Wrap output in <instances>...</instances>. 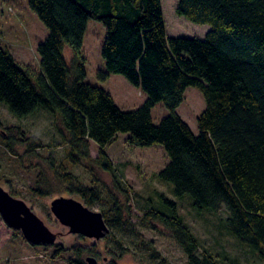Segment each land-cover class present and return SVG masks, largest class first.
Returning a JSON list of instances; mask_svg holds the SVG:
<instances>
[{
  "label": "trees",
  "instance_id": "obj_1",
  "mask_svg": "<svg viewBox=\"0 0 264 264\" xmlns=\"http://www.w3.org/2000/svg\"><path fill=\"white\" fill-rule=\"evenodd\" d=\"M28 1L49 32L38 47L42 71L25 70L0 44V103L19 118L39 108L59 118L70 158L78 164L92 160L94 143L97 163L112 171L106 148L119 134H126L132 147H162L169 162L158 177L173 185L174 196L192 197L198 211L225 209L231 236L264 260V0H180L178 16L209 26L204 40L168 37L161 0ZM91 20L106 30L102 58L107 72H100L101 79L124 76L146 95L141 108L123 111L110 92L86 82L83 47ZM190 87L206 101L198 135L177 112ZM163 102L169 115L156 125L152 110ZM7 131L19 134L22 142L36 140L20 127ZM36 144L29 152L40 148ZM59 176L65 184L74 182L71 174ZM36 179L34 195L50 196L41 172ZM95 183L94 178L91 188L78 184L68 191L94 207L101 202ZM162 199L163 208L147 210L141 221L171 231L188 264H220L209 251L200 254L175 200ZM123 211L116 199L101 210L109 229L125 222ZM73 251L81 253L79 247ZM152 251L166 264L160 252ZM88 252L98 254L94 248Z\"/></svg>",
  "mask_w": 264,
  "mask_h": 264
},
{
  "label": "rangeland",
  "instance_id": "obj_2",
  "mask_svg": "<svg viewBox=\"0 0 264 264\" xmlns=\"http://www.w3.org/2000/svg\"><path fill=\"white\" fill-rule=\"evenodd\" d=\"M161 1L168 37L204 40L208 25H196L178 16L180 0ZM105 35L102 22H89L83 47L88 61L86 82L110 92L123 111L137 110L147 99L142 91L122 75H111L107 80L100 77V72H107L102 58ZM48 36L47 28L31 10L28 0H0V44L22 68L41 73L38 47ZM65 56L70 62L72 51L69 48L65 50ZM184 101L177 112L198 135L197 119L205 112L206 101L201 91L193 87L187 89ZM168 115L164 102L156 105L152 110L153 123L160 125ZM11 127H20L27 137L34 136L36 140L20 141L24 138L19 134L11 136L7 131ZM65 139L68 135L60 119L44 108L29 117L19 118L0 103V185L11 195L15 194V198L23 200L57 236L52 246H32L20 231L10 229L0 215V264H76L74 261L87 264L90 257L98 264H110L111 261L117 264H163L160 259L153 258L152 248L161 253L166 264H188L185 252L171 231L160 223L141 221L147 210L163 208V196L177 203L179 215L201 247L200 254L209 251L220 264H264V260L231 236L225 209L219 213L207 209L198 211L192 197L179 200L174 196L173 185L158 177L169 162L162 147H132L126 143L127 135L119 134L106 148L112 163V171L108 172L96 161L99 154L96 144L91 145L92 160L83 159L78 164L70 158L71 148ZM8 142L11 148L7 146ZM35 143L40 148L29 152L30 145ZM40 172L49 186L50 191L46 192H52L50 196L36 197L33 193ZM63 172L73 175L74 182L65 184L59 176ZM94 178L101 202L91 207L68 188L78 184L91 188ZM59 198L75 199L91 211L100 213L111 208L116 199L123 207L125 222L119 227H110V233L101 241L72 234L51 211L52 203ZM74 247L80 248L79 255L73 251ZM92 248L97 255L88 252Z\"/></svg>",
  "mask_w": 264,
  "mask_h": 264
},
{
  "label": "water",
  "instance_id": "obj_3",
  "mask_svg": "<svg viewBox=\"0 0 264 264\" xmlns=\"http://www.w3.org/2000/svg\"><path fill=\"white\" fill-rule=\"evenodd\" d=\"M51 211L72 234L101 241L110 233L102 213L91 211L75 199H56L52 203ZM0 215L10 229L20 231L32 246H52L57 241V236L34 211L23 200L5 191L1 185ZM87 264H98V261L90 257Z\"/></svg>",
  "mask_w": 264,
  "mask_h": 264
},
{
  "label": "bare ground",
  "instance_id": "obj_4",
  "mask_svg": "<svg viewBox=\"0 0 264 264\" xmlns=\"http://www.w3.org/2000/svg\"><path fill=\"white\" fill-rule=\"evenodd\" d=\"M23 236V235H22ZM24 238V237H23ZM25 240V239H24Z\"/></svg>",
  "mask_w": 264,
  "mask_h": 264
},
{
  "label": "crops",
  "instance_id": "obj_5",
  "mask_svg": "<svg viewBox=\"0 0 264 264\" xmlns=\"http://www.w3.org/2000/svg\"><path fill=\"white\" fill-rule=\"evenodd\" d=\"M86 56V55H85Z\"/></svg>",
  "mask_w": 264,
  "mask_h": 264
}]
</instances>
